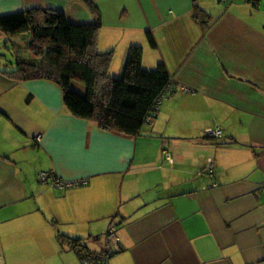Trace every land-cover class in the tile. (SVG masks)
<instances>
[{
  "label": "crops",
  "instance_id": "0c3cea01",
  "mask_svg": "<svg viewBox=\"0 0 264 264\" xmlns=\"http://www.w3.org/2000/svg\"><path fill=\"white\" fill-rule=\"evenodd\" d=\"M91 1L111 76L140 46L143 67L164 63L182 89L161 96L139 136L104 131L68 111L58 84L3 75L31 37L0 33L13 57L0 53V264H81L60 236L95 253L111 227L122 251L109 264H264L262 3ZM32 9L94 21L79 0H0V17ZM217 127L224 136L207 137ZM43 173L87 185L53 189Z\"/></svg>",
  "mask_w": 264,
  "mask_h": 264
},
{
  "label": "trees",
  "instance_id": "16d2710c",
  "mask_svg": "<svg viewBox=\"0 0 264 264\" xmlns=\"http://www.w3.org/2000/svg\"><path fill=\"white\" fill-rule=\"evenodd\" d=\"M79 1L93 8L92 24L71 23L64 12L53 9H32L0 17V33L8 37L25 34L31 37L28 54L20 55L16 69L3 75L19 82H54L63 91L65 106L75 118L95 121L104 131L139 136L147 116L153 114L160 97L173 86L168 68L161 63L155 70H146L143 48L132 46L122 75L111 76L114 53H100L97 49L102 26L100 14L91 0ZM245 1L254 6L261 2ZM202 13L198 16H205ZM148 41L152 48H157L151 33H148ZM75 84L82 85L85 94L79 93ZM62 241L70 243L81 264L85 258L103 259L106 252V237L103 248L95 253H91L82 240L60 236L59 242Z\"/></svg>",
  "mask_w": 264,
  "mask_h": 264
},
{
  "label": "built area",
  "instance_id": "2783aa9c",
  "mask_svg": "<svg viewBox=\"0 0 264 264\" xmlns=\"http://www.w3.org/2000/svg\"><path fill=\"white\" fill-rule=\"evenodd\" d=\"M181 87L175 88L174 86H170L164 93H175L178 92V90H181ZM161 101V97L157 103V105L154 107L153 114L148 115L146 122L150 123L154 121L158 115L159 112V104ZM207 137L214 138L216 140L221 139L224 136V131L222 128H215L211 129L207 132ZM164 156L166 160L170 163L174 162L173 155L165 150ZM211 168V167H210ZM41 181L45 184H49L53 189H71L79 186H86L87 182L85 181H78V182H71V181H63L58 179L54 174L52 173H43L40 176ZM106 252L103 257V259H98V261H94L92 259L85 258L83 261V264H105L107 260L112 257L113 255L119 254L122 251V241L120 239V236L118 234L116 227H111L106 235Z\"/></svg>",
  "mask_w": 264,
  "mask_h": 264
},
{
  "label": "rangeland",
  "instance_id": "374dc122",
  "mask_svg": "<svg viewBox=\"0 0 264 264\" xmlns=\"http://www.w3.org/2000/svg\"><path fill=\"white\" fill-rule=\"evenodd\" d=\"M261 5L262 7L264 8V0H261ZM0 53L2 54H6L9 58H13L11 56V53H9L8 50L5 49V37L2 38V41L0 40ZM75 87H76V90L81 93V94H85L86 90L85 88L82 86V85H79V84H75Z\"/></svg>",
  "mask_w": 264,
  "mask_h": 264
}]
</instances>
